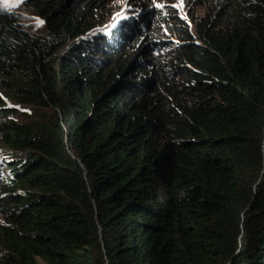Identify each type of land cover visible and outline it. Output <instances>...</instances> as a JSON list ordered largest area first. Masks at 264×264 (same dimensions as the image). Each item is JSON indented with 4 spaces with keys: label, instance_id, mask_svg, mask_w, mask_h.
I'll return each mask as SVG.
<instances>
[{
    "label": "trees",
    "instance_id": "1",
    "mask_svg": "<svg viewBox=\"0 0 264 264\" xmlns=\"http://www.w3.org/2000/svg\"><path fill=\"white\" fill-rule=\"evenodd\" d=\"M200 3L0 0V264H264V0Z\"/></svg>",
    "mask_w": 264,
    "mask_h": 264
},
{
    "label": "rangeland",
    "instance_id": "2",
    "mask_svg": "<svg viewBox=\"0 0 264 264\" xmlns=\"http://www.w3.org/2000/svg\"><path fill=\"white\" fill-rule=\"evenodd\" d=\"M11 2L23 7L24 14L31 18L37 26L45 23L44 14L38 7L42 0H11ZM200 2L201 0H109L112 7L111 13L114 12L111 24L117 21L118 17L122 18L134 10L139 15L145 13L148 16L145 30L150 31V28H158L165 33V25L158 19L157 11L166 16H173L176 13L192 21L193 18L196 19L200 15ZM37 264L46 263L39 258Z\"/></svg>",
    "mask_w": 264,
    "mask_h": 264
}]
</instances>
